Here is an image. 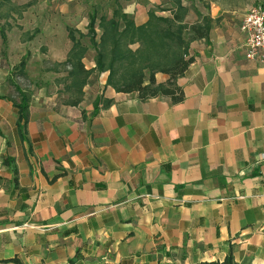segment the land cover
Listing matches in <instances>:
<instances>
[{
	"label": "crops",
	"instance_id": "crops-1",
	"mask_svg": "<svg viewBox=\"0 0 264 264\" xmlns=\"http://www.w3.org/2000/svg\"><path fill=\"white\" fill-rule=\"evenodd\" d=\"M110 1L109 15L120 6L137 25L176 9L172 0ZM181 1L184 21L206 18L210 30L189 43L179 101L118 92L96 72L73 102L56 63L74 25L52 19L22 39L30 9L6 48L0 35V264H196L229 253L264 264V64L247 56L241 29L264 0ZM40 3L57 12L56 0ZM85 54L93 69L96 51ZM23 58L27 119L6 98L1 65Z\"/></svg>",
	"mask_w": 264,
	"mask_h": 264
},
{
	"label": "trees",
	"instance_id": "trees-1",
	"mask_svg": "<svg viewBox=\"0 0 264 264\" xmlns=\"http://www.w3.org/2000/svg\"><path fill=\"white\" fill-rule=\"evenodd\" d=\"M172 1L176 7L172 15H159L153 10L143 24L137 25L120 6H117L113 15L99 13L94 9L89 16L86 33L68 26V36L73 45L66 61L56 65L68 70L65 81L69 80L67 87L74 90L75 97L71 98L73 102L77 103L81 99L83 87L89 76L96 72H108L106 83L118 92H137L143 98L171 96L175 101L183 99L184 95L176 79L192 61L190 41L198 37H208L210 22L203 18L202 22L188 24L184 21L187 7L183 6L181 0ZM4 16L7 17V14ZM35 36V32H29L25 37L30 40ZM84 36L89 37L90 46L97 54L93 69H86L83 62L89 48L83 42ZM1 37L6 48L7 34L2 31ZM25 37L23 39H26ZM5 48L2 49L1 55L4 59L7 57ZM25 61L23 58L20 64L15 66L8 60L1 64L11 71L8 82L12 91L6 98L17 106L20 119L28 117L30 92L12 80V77L17 75L28 78L27 72L24 71ZM157 73L167 75V79L158 80ZM13 90L16 95H12ZM110 103L111 100H104L103 105L107 106ZM97 107L98 102L95 103V108ZM196 264L238 263L229 253L225 259L199 261Z\"/></svg>",
	"mask_w": 264,
	"mask_h": 264
},
{
	"label": "rangeland",
	"instance_id": "rangeland-1",
	"mask_svg": "<svg viewBox=\"0 0 264 264\" xmlns=\"http://www.w3.org/2000/svg\"><path fill=\"white\" fill-rule=\"evenodd\" d=\"M40 2L41 0H0V35L2 31L8 35V32H10V30L15 28L16 31L14 33V38H16L19 34V31L22 32L24 28L22 27V25L20 26L19 24L21 23L24 24V21L27 20V18L25 19L24 16H25V13H27L30 9L31 10L29 11L27 17L29 19V22L32 24L33 29H31L32 31L22 32L21 33L22 39L26 35H28L29 32L30 33L35 32V34H37L38 28L41 25V23L44 24V23H47V21L49 22L53 21L52 19H56V21H59L61 22V24H64V25L67 23H70L74 25V28L77 30H80L79 28L82 29V27L84 26L83 29L85 30L84 32L86 33L88 30V27H86L87 25L85 24L88 23L89 16L94 9H97L99 13H105L108 15L113 10V8H110V4L112 2L110 0H60V1L56 0V11L57 12L45 13L43 11L42 12L39 11L41 10L40 6L45 5V3H40ZM5 14H7V17L4 16ZM8 18L10 20H8ZM2 20L6 22L2 24V22H4ZM75 26H78V28ZM25 38L27 39V37ZM82 39L89 46L91 45L90 39L88 36H84ZM18 64L19 63L13 64L12 66H15ZM9 76H11V71L9 73ZM12 80L18 82L22 87H24L27 90H29V87L32 86L31 85L32 82L28 81L23 76L19 77L15 75L12 77ZM13 92L14 94L12 93V95H16L14 90Z\"/></svg>",
	"mask_w": 264,
	"mask_h": 264
},
{
	"label": "built area",
	"instance_id": "built-area-1",
	"mask_svg": "<svg viewBox=\"0 0 264 264\" xmlns=\"http://www.w3.org/2000/svg\"><path fill=\"white\" fill-rule=\"evenodd\" d=\"M241 29L247 34L246 49L249 58L259 57L264 64V6L256 3L243 17Z\"/></svg>",
	"mask_w": 264,
	"mask_h": 264
}]
</instances>
